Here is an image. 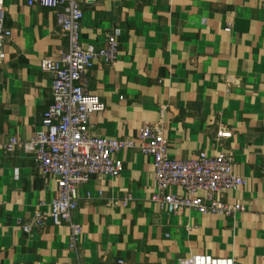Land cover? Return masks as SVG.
<instances>
[{
  "label": "crops",
  "instance_id": "crops-1",
  "mask_svg": "<svg viewBox=\"0 0 264 264\" xmlns=\"http://www.w3.org/2000/svg\"><path fill=\"white\" fill-rule=\"evenodd\" d=\"M2 14L11 36L0 65V264H177L198 254L264 264V0H100L83 7L81 43L103 48L109 32L118 42L116 61L88 73V92L105 104L90 117L93 133L131 140L141 127L160 125L171 159L229 153L246 184L226 193L243 207L231 217L168 214L150 200L151 159L122 151L118 177L95 176L78 189L75 250L66 225L47 219L22 231L37 211H48L56 183L22 150H3L10 137L26 141L40 129L52 80L39 66L67 42L49 9L4 0Z\"/></svg>",
  "mask_w": 264,
  "mask_h": 264
},
{
  "label": "built area",
  "instance_id": "built-area-1",
  "mask_svg": "<svg viewBox=\"0 0 264 264\" xmlns=\"http://www.w3.org/2000/svg\"><path fill=\"white\" fill-rule=\"evenodd\" d=\"M99 1L27 0L29 7L53 12L67 46L56 59H45L39 66L52 80V102L42 113L40 129L26 141L12 136L3 147L5 153L20 149L30 155L41 175L56 183L48 211H37L30 221L21 224L22 231L29 233L41 228L47 219L54 226L66 225L68 246L75 250L82 233L80 224L73 219L79 205L78 189L95 176L118 177L121 163L116 155L125 150H136L151 159L155 191L150 200L166 213L180 214L192 209L204 215L231 217L241 212V205L226 200L227 192H235L246 184L233 170L229 153L199 152L191 158L171 159L161 126L156 124L141 127L138 137L131 140L107 139L93 133L90 117L102 113L105 104L100 96L88 92V73L96 64L111 66L118 57V42L113 33L105 35L103 48L84 46L80 41L83 7ZM3 8L4 0H0V65L5 61L3 45L11 36L4 23ZM86 196L88 199L89 194ZM129 200L126 196L123 206ZM113 264L125 261L118 259ZM177 264H234V259L198 254L181 258Z\"/></svg>",
  "mask_w": 264,
  "mask_h": 264
}]
</instances>
